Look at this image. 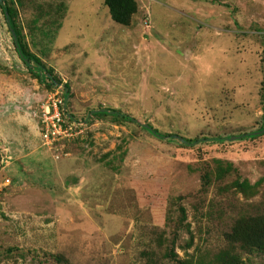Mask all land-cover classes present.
Masks as SVG:
<instances>
[{
    "label": "rangeland",
    "instance_id": "374dc122",
    "mask_svg": "<svg viewBox=\"0 0 264 264\" xmlns=\"http://www.w3.org/2000/svg\"><path fill=\"white\" fill-rule=\"evenodd\" d=\"M12 1L28 50L60 85L27 72L0 13V264H207L227 249L235 219L264 208V182L248 200L225 190L264 177V136L178 139L263 125L264 0H135L126 27L104 0ZM64 85L77 121L111 109L137 123L90 116L82 136L46 144ZM217 161L232 165L220 180ZM237 247L241 264H264Z\"/></svg>",
    "mask_w": 264,
    "mask_h": 264
},
{
    "label": "trees",
    "instance_id": "16d2710c",
    "mask_svg": "<svg viewBox=\"0 0 264 264\" xmlns=\"http://www.w3.org/2000/svg\"><path fill=\"white\" fill-rule=\"evenodd\" d=\"M104 6L108 9L109 15L113 22L121 26H129L133 15L138 11V6L135 0H104ZM0 13L5 20L8 32L10 34L14 51L26 68L27 72L33 75L41 84L46 86H58L60 81L52 74V72L47 69L44 64L32 54L25 42L22 31L16 23V10L14 8V2L12 0H0ZM38 20L36 19L35 22ZM59 26V25H58ZM69 98V90L66 85L63 86V103L62 109L65 108L67 100ZM263 110V119H264V106ZM64 113V111H63ZM65 117L70 121H76V119L64 113ZM90 116L94 117H110L118 119L123 122L137 123L132 117L123 114L118 110L111 109H99L90 111L86 119L82 120L84 123H87L90 119ZM263 125L256 131H251L247 133H242L237 136H216V137H203V138H194L187 139L182 138L180 144L183 147H194L202 145H212V144H223L225 142H238L246 140H255L261 136H264V120ZM140 125V124H139ZM143 131L148 132L151 136L155 137L158 140L162 141H172L173 135L163 134L157 129L153 128L149 124H143L140 127ZM179 140V139H178ZM216 168L214 169L213 175L216 179L220 180L224 175L228 174L232 170V165L227 164L226 167H222L220 162L215 163ZM203 184L208 185L210 182V175L206 174L202 177ZM264 182V177L254 184H250L248 180L239 181L234 180L228 186H225V190L234 189L236 193H239L243 196L244 199L248 200L259 194V189ZM181 218L179 219V224H182L181 220L186 219L185 211L180 209ZM186 230L189 232V225L186 226ZM225 239L228 242L227 249L220 251L219 253L213 255L212 257L207 258V264H241L242 258L235 254V249L240 248L244 254L249 256L258 254L264 256V208H261L259 212L255 214L242 215L235 219L232 224V227L228 233L225 234ZM172 256L176 258L174 250H171ZM65 259L56 258L58 264H69ZM178 264H191L189 261H181Z\"/></svg>",
    "mask_w": 264,
    "mask_h": 264
},
{
    "label": "built area",
    "instance_id": "2783aa9c",
    "mask_svg": "<svg viewBox=\"0 0 264 264\" xmlns=\"http://www.w3.org/2000/svg\"><path fill=\"white\" fill-rule=\"evenodd\" d=\"M63 103V94L62 99H55L52 106L51 115H49V123L45 126L41 136L42 140L48 145H54L57 142L65 141L69 138H73L78 135L84 134V122L81 121H70V123H65L62 119L64 115L62 106Z\"/></svg>",
    "mask_w": 264,
    "mask_h": 264
},
{
    "label": "water",
    "instance_id": "95a60500",
    "mask_svg": "<svg viewBox=\"0 0 264 264\" xmlns=\"http://www.w3.org/2000/svg\"><path fill=\"white\" fill-rule=\"evenodd\" d=\"M179 140H181V138H179Z\"/></svg>",
    "mask_w": 264,
    "mask_h": 264
}]
</instances>
